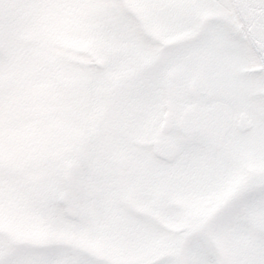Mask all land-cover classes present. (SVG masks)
<instances>
[{
  "label": "snow or ice",
  "instance_id": "6c2138e0",
  "mask_svg": "<svg viewBox=\"0 0 264 264\" xmlns=\"http://www.w3.org/2000/svg\"><path fill=\"white\" fill-rule=\"evenodd\" d=\"M106 78L105 183L25 175ZM0 264H264V0H0Z\"/></svg>",
  "mask_w": 264,
  "mask_h": 264
},
{
  "label": "clouds",
  "instance_id": "9594fccd",
  "mask_svg": "<svg viewBox=\"0 0 264 264\" xmlns=\"http://www.w3.org/2000/svg\"><path fill=\"white\" fill-rule=\"evenodd\" d=\"M129 49L114 53L111 71L119 72V66ZM106 70H108L106 68ZM131 78H129L130 82ZM117 81L106 78L103 82H93L87 93L69 97L49 95L42 98V103L49 110L41 114L42 126L50 131L52 143L44 161L54 167L56 174L67 163H71V176L82 180L85 186L103 185L113 164L117 162L109 145L110 140L103 130L94 126L97 108L103 106L104 119L112 116L117 102ZM121 86L124 80L118 82Z\"/></svg>",
  "mask_w": 264,
  "mask_h": 264
},
{
  "label": "rangeland",
  "instance_id": "374dc122",
  "mask_svg": "<svg viewBox=\"0 0 264 264\" xmlns=\"http://www.w3.org/2000/svg\"><path fill=\"white\" fill-rule=\"evenodd\" d=\"M23 172L25 175H39V183L45 188L54 182L57 177L54 167L44 160L28 161L24 165Z\"/></svg>",
  "mask_w": 264,
  "mask_h": 264
}]
</instances>
